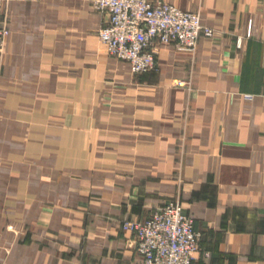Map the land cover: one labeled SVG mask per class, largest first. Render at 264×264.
<instances>
[{"label": "crops", "instance_id": "obj_1", "mask_svg": "<svg viewBox=\"0 0 264 264\" xmlns=\"http://www.w3.org/2000/svg\"><path fill=\"white\" fill-rule=\"evenodd\" d=\"M165 1L215 34L142 73L92 0L0 1V264H143L124 224L175 199L195 264H264V0Z\"/></svg>", "mask_w": 264, "mask_h": 264}, {"label": "built area", "instance_id": "obj_2", "mask_svg": "<svg viewBox=\"0 0 264 264\" xmlns=\"http://www.w3.org/2000/svg\"><path fill=\"white\" fill-rule=\"evenodd\" d=\"M92 2L108 15L99 30L108 53L128 61L135 73L159 69L160 44L174 43L179 49L189 50L196 47L201 35L215 34L213 27L203 23L200 12L165 0ZM9 35V27L0 20V57ZM252 96L246 94L248 98ZM124 227L134 231L143 264H195L198 259L201 232L179 199L163 204L145 219L126 221Z\"/></svg>", "mask_w": 264, "mask_h": 264}]
</instances>
